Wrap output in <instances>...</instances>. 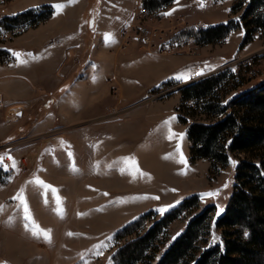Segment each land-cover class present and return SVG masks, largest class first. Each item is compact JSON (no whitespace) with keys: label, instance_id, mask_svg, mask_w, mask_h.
<instances>
[{"label":"rangeland","instance_id":"374dc122","mask_svg":"<svg viewBox=\"0 0 264 264\" xmlns=\"http://www.w3.org/2000/svg\"><path fill=\"white\" fill-rule=\"evenodd\" d=\"M238 2L173 0L142 16V29L124 43L122 29L133 23L143 0H0V60L11 65L20 53L17 60L27 61L32 50L33 63L46 61L52 78V93L41 92L45 98L34 104L0 98V198L9 200L0 207V264H114L118 246L135 237L116 241L119 231L152 211L144 233L192 196L199 207L169 226L154 257L206 206L216 208L209 241L220 239L215 222L227 208L245 156L233 153L216 170L209 160H192L188 127L208 117L190 116L191 102L180 112L181 91L222 72L231 82L263 83L264 30L243 48L244 27L213 44L179 34L197 24L243 23L244 10H233ZM45 6L53 13L44 21H4L28 10L47 14ZM145 29L159 33L156 50L142 40ZM161 43L172 51L162 52ZM244 89L230 91L222 104ZM13 173L51 187L36 183L17 194ZM17 197L26 200L27 213ZM21 211L31 220L21 224ZM32 221L50 233V242L34 234Z\"/></svg>","mask_w":264,"mask_h":264},{"label":"trees","instance_id":"16d2710c","mask_svg":"<svg viewBox=\"0 0 264 264\" xmlns=\"http://www.w3.org/2000/svg\"><path fill=\"white\" fill-rule=\"evenodd\" d=\"M233 10L243 9V23L231 20L216 25H193L179 36L194 37L199 44H213L224 40L234 28H245L240 47L254 40L264 30V0H238ZM173 0H143L142 6L154 13L171 5ZM28 10L4 21L12 26L37 23L51 17ZM227 72L203 78L184 87L182 110L188 103L192 115H206L207 122H194L188 127L192 160H209L213 169L228 165L233 153L244 154L236 168V183L225 212L216 220L215 228L222 231L220 239L212 243L209 236L215 206H206L189 221L186 229L159 258L154 257L158 243L169 226L191 207H199L198 196L185 198L177 207L156 220L144 233L145 223L153 212L142 215L117 233L118 246L114 264H264V82L251 85L248 80L231 82ZM246 87V89H244ZM233 98H224L232 90ZM193 113V114H192ZM183 124L188 119L179 116Z\"/></svg>","mask_w":264,"mask_h":264},{"label":"crops","instance_id":"0c3cea01","mask_svg":"<svg viewBox=\"0 0 264 264\" xmlns=\"http://www.w3.org/2000/svg\"><path fill=\"white\" fill-rule=\"evenodd\" d=\"M121 41L122 38L118 47L120 46ZM27 53H30L28 54L29 58L27 61L23 60L26 61V63H21V61H18L14 55V61L11 65L5 64L0 60V98L6 103L11 102L16 105H27L28 103L34 104L35 102H39L42 98H45V96H43L44 92L52 93V90L49 87L51 85L50 81H52V78L50 77L51 74L48 71L47 62L44 60L45 62L36 66L33 63L34 60L32 61L33 57L31 55H33V51L29 50ZM114 56L116 58L119 57L116 54H114ZM57 70H60V67ZM61 83L62 81L59 84ZM60 88L57 87L56 91L60 90ZM13 174L14 179L11 184L15 186L17 194L18 192L21 193L23 188H27L28 190L35 188L36 182L33 178H30L29 174V176L25 178H20L22 175L21 173ZM8 201V199L1 197L0 207ZM27 203H29V201ZM19 218L21 224L26 223L27 219H25V211H21L18 219Z\"/></svg>","mask_w":264,"mask_h":264},{"label":"built area","instance_id":"2783aa9c","mask_svg":"<svg viewBox=\"0 0 264 264\" xmlns=\"http://www.w3.org/2000/svg\"><path fill=\"white\" fill-rule=\"evenodd\" d=\"M138 12H136L135 19L133 20V23H131L130 26H126L122 29L121 36L124 40V43L125 42L129 43L134 38L135 34H137L138 30L142 29L141 25L138 24L137 21H140L142 16L147 15L146 14L147 11L145 9L141 8L140 13H138ZM142 36L143 37H141V38L145 43L149 44L152 49H155V50L157 49L156 42L159 39H161L158 32H153L151 30L145 29L142 31ZM160 48H161V51L164 53H170L172 51V47H170L169 45H166V44L164 45V43L160 44ZM1 104L2 103L0 100V108L2 106Z\"/></svg>","mask_w":264,"mask_h":264},{"label":"snow or ice","instance_id":"6c2138e0","mask_svg":"<svg viewBox=\"0 0 264 264\" xmlns=\"http://www.w3.org/2000/svg\"><path fill=\"white\" fill-rule=\"evenodd\" d=\"M201 3H202V0H201ZM55 7L57 9H59V10H62L63 7H64V5L57 4V5H55ZM168 14H171V13H168ZM14 55L17 56V58L19 59L22 54H20V53H14ZM21 63H26V61L21 60ZM184 78L185 77H183V76L178 77V79H184ZM172 119H175V117H173ZM172 135H176V134L173 133ZM182 136H183V134H180L181 139H182ZM170 138H171V136H170ZM182 162H185L186 163V160H182ZM233 166H235V162H233ZM35 182L38 183V184H40L43 187H51V186L44 185L43 181H40L39 179H37ZM205 195H215V194L209 193V194H205ZM17 198L18 199H21V202L25 205V211L27 213L28 212V209H27V205H26V200L22 199L21 197H17ZM165 210L166 209H160L161 212H163ZM25 219L31 220L30 215H26L25 216ZM32 223L34 225V234L42 235L45 239H47L50 242L51 241L50 233L47 232L46 230L39 229L38 226H35V222L34 221H32ZM69 235H72V234L69 233Z\"/></svg>","mask_w":264,"mask_h":264},{"label":"bare ground","instance_id":"6f19581e","mask_svg":"<svg viewBox=\"0 0 264 264\" xmlns=\"http://www.w3.org/2000/svg\"><path fill=\"white\" fill-rule=\"evenodd\" d=\"M77 198H78V196H77ZM76 205V204H75ZM77 206V205H76ZM76 209V208H75ZM78 217V216H77ZM94 218V217H93Z\"/></svg>","mask_w":264,"mask_h":264}]
</instances>
